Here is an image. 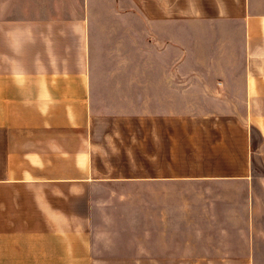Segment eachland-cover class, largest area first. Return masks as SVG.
Here are the masks:
<instances>
[{
    "label": "crops",
    "instance_id": "1",
    "mask_svg": "<svg viewBox=\"0 0 264 264\" xmlns=\"http://www.w3.org/2000/svg\"><path fill=\"white\" fill-rule=\"evenodd\" d=\"M117 1L0 15V264H254L183 251L180 192L264 170V0Z\"/></svg>",
    "mask_w": 264,
    "mask_h": 264
},
{
    "label": "rangeland",
    "instance_id": "2",
    "mask_svg": "<svg viewBox=\"0 0 264 264\" xmlns=\"http://www.w3.org/2000/svg\"><path fill=\"white\" fill-rule=\"evenodd\" d=\"M90 5L96 8L93 0H90ZM97 8L100 11L104 10L106 16L107 11L113 9L125 12L119 9L117 0H99ZM78 9H80V0H0V15L4 17L58 14ZM208 100L214 103L212 105L215 108H226V103L229 107L232 106L231 99L212 97ZM260 168L249 182L231 183L226 186L182 183L180 230L183 251H188V247L193 245L198 249H204L205 244L225 251L239 252L249 249L253 251L254 264H264V172L262 167ZM112 186L116 188L114 192H133L134 196L140 191L138 184ZM158 196L160 197L156 195ZM203 200L217 204L209 211L200 210ZM156 212L157 210L154 216ZM191 217L197 219L196 225L187 224ZM205 220L209 225L202 224ZM241 233L250 235V240L242 241ZM208 235L213 237L212 242L203 241L204 237H209ZM192 239L197 240L192 241Z\"/></svg>",
    "mask_w": 264,
    "mask_h": 264
},
{
    "label": "trees",
    "instance_id": "3",
    "mask_svg": "<svg viewBox=\"0 0 264 264\" xmlns=\"http://www.w3.org/2000/svg\"><path fill=\"white\" fill-rule=\"evenodd\" d=\"M252 150H253V167H254V170H259L261 169L259 166H258V163H257V158H256V154H257V150H258V143L257 141L254 139L253 142H252ZM263 170V168H262ZM264 172V170H263Z\"/></svg>",
    "mask_w": 264,
    "mask_h": 264
}]
</instances>
